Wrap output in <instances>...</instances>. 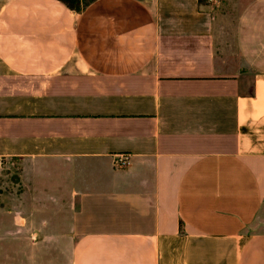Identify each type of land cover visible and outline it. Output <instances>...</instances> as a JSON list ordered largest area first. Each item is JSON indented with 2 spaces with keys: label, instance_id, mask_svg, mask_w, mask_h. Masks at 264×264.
Instances as JSON below:
<instances>
[{
  "label": "crops",
  "instance_id": "0c3cea01",
  "mask_svg": "<svg viewBox=\"0 0 264 264\" xmlns=\"http://www.w3.org/2000/svg\"><path fill=\"white\" fill-rule=\"evenodd\" d=\"M214 1L0 0V264H264V0Z\"/></svg>",
  "mask_w": 264,
  "mask_h": 264
},
{
  "label": "rangeland",
  "instance_id": "374dc122",
  "mask_svg": "<svg viewBox=\"0 0 264 264\" xmlns=\"http://www.w3.org/2000/svg\"><path fill=\"white\" fill-rule=\"evenodd\" d=\"M219 1L222 3L221 4L222 9H224L227 6H229L228 8L231 7L230 0H219ZM219 1L215 0L214 2L218 3ZM19 174H20V163L16 161L0 162V187L2 188L5 186L9 188L14 187V190H16V185L19 183ZM1 193L2 191L0 190V194ZM11 258L14 260V262H20V256H12Z\"/></svg>",
  "mask_w": 264,
  "mask_h": 264
},
{
  "label": "trees",
  "instance_id": "16d2710c",
  "mask_svg": "<svg viewBox=\"0 0 264 264\" xmlns=\"http://www.w3.org/2000/svg\"><path fill=\"white\" fill-rule=\"evenodd\" d=\"M64 5H66L69 9L80 11L87 4V0H60ZM199 3L202 0H198Z\"/></svg>",
  "mask_w": 264,
  "mask_h": 264
},
{
  "label": "built area",
  "instance_id": "2783aa9c",
  "mask_svg": "<svg viewBox=\"0 0 264 264\" xmlns=\"http://www.w3.org/2000/svg\"><path fill=\"white\" fill-rule=\"evenodd\" d=\"M114 166L118 169H125L130 166L129 156L126 154H120L114 161Z\"/></svg>",
  "mask_w": 264,
  "mask_h": 264
}]
</instances>
